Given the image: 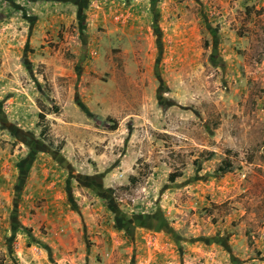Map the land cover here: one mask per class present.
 I'll return each mask as SVG.
<instances>
[{
	"label": "rangeland",
	"instance_id": "obj_1",
	"mask_svg": "<svg viewBox=\"0 0 264 264\" xmlns=\"http://www.w3.org/2000/svg\"><path fill=\"white\" fill-rule=\"evenodd\" d=\"M0 264H264V0H0Z\"/></svg>",
	"mask_w": 264,
	"mask_h": 264
},
{
	"label": "trees",
	"instance_id": "obj_2",
	"mask_svg": "<svg viewBox=\"0 0 264 264\" xmlns=\"http://www.w3.org/2000/svg\"><path fill=\"white\" fill-rule=\"evenodd\" d=\"M52 113H54V114H56V113H58V109H57V107H54V108H52ZM38 118L41 120V119H44V115H43V113H39L38 114ZM229 170V167H227L226 166V168H224V169H221V172L222 173H226L227 171ZM178 175H171L169 178V180L171 181V182H173L174 181V178H176Z\"/></svg>",
	"mask_w": 264,
	"mask_h": 264
},
{
	"label": "water",
	"instance_id": "obj_3",
	"mask_svg": "<svg viewBox=\"0 0 264 264\" xmlns=\"http://www.w3.org/2000/svg\"><path fill=\"white\" fill-rule=\"evenodd\" d=\"M6 128L10 129V128H9V125H6ZM27 140H28V139H27ZM34 142H35V141H34Z\"/></svg>",
	"mask_w": 264,
	"mask_h": 264
}]
</instances>
